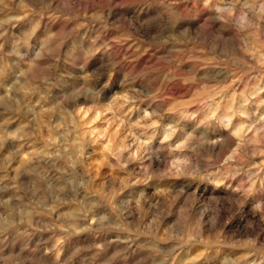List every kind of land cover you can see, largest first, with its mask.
<instances>
[{
	"label": "clouds",
	"instance_id": "obj_1",
	"mask_svg": "<svg viewBox=\"0 0 264 264\" xmlns=\"http://www.w3.org/2000/svg\"><path fill=\"white\" fill-rule=\"evenodd\" d=\"M0 264H264V0H0Z\"/></svg>",
	"mask_w": 264,
	"mask_h": 264
},
{
	"label": "rangeland",
	"instance_id": "obj_2",
	"mask_svg": "<svg viewBox=\"0 0 264 264\" xmlns=\"http://www.w3.org/2000/svg\"><path fill=\"white\" fill-rule=\"evenodd\" d=\"M145 59L147 60V59H150V58L146 57ZM177 94H180L179 91H177Z\"/></svg>",
	"mask_w": 264,
	"mask_h": 264
}]
</instances>
